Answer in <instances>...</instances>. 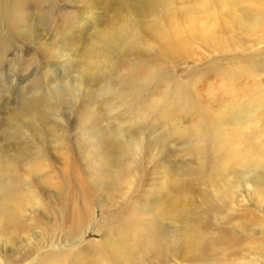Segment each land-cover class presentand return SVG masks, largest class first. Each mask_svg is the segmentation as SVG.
<instances>
[{
	"label": "rangeland",
	"instance_id": "rangeland-1",
	"mask_svg": "<svg viewBox=\"0 0 264 264\" xmlns=\"http://www.w3.org/2000/svg\"><path fill=\"white\" fill-rule=\"evenodd\" d=\"M8 195L0 264H264V0H0Z\"/></svg>",
	"mask_w": 264,
	"mask_h": 264
},
{
	"label": "bare ground",
	"instance_id": "bare-ground-1",
	"mask_svg": "<svg viewBox=\"0 0 264 264\" xmlns=\"http://www.w3.org/2000/svg\"><path fill=\"white\" fill-rule=\"evenodd\" d=\"M249 13V10H244L240 13V16H246ZM242 18V17H241ZM162 19V18H161ZM157 23V22H156ZM159 24V23H158ZM148 27V26H147ZM158 27V26H157ZM157 29V28H156ZM155 29V30H156ZM154 31V30H153ZM152 31V32H153ZM149 32V31H148ZM136 37V36H135ZM136 39V38H135ZM218 140L224 141L228 140L229 136L226 134H218ZM225 140V141H226ZM242 156V155H241ZM243 157V156H242ZM245 159V158H244ZM17 199L15 196L8 195L5 197V200L0 201V213H13L16 207Z\"/></svg>",
	"mask_w": 264,
	"mask_h": 264
}]
</instances>
